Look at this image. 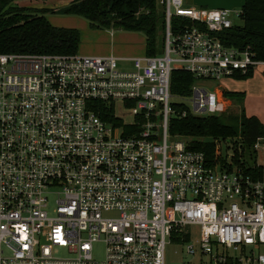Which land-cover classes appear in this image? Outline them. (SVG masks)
Returning a JSON list of instances; mask_svg holds the SVG:
<instances>
[{
  "label": "built area",
  "instance_id": "built-area-1",
  "mask_svg": "<svg viewBox=\"0 0 264 264\" xmlns=\"http://www.w3.org/2000/svg\"><path fill=\"white\" fill-rule=\"evenodd\" d=\"M160 3L161 54L125 68L111 55L0 52V264H167V241L187 242L191 225L210 264H264V169L209 165L168 130L172 116L226 111L202 82L264 61L217 37L240 10ZM174 69L193 76L189 93H171Z\"/></svg>",
  "mask_w": 264,
  "mask_h": 264
},
{
  "label": "trees",
  "instance_id": "trees-1",
  "mask_svg": "<svg viewBox=\"0 0 264 264\" xmlns=\"http://www.w3.org/2000/svg\"><path fill=\"white\" fill-rule=\"evenodd\" d=\"M15 0H0V52L65 53L77 52L80 32L76 28L51 25L45 13L53 9L20 7ZM62 12L84 17L91 28H113L138 31L145 36V54L161 52L164 38V9L158 0H72ZM241 24L232 23L217 37L226 45L248 50L257 60L264 61V0H243ZM180 18L173 19L175 29ZM253 69L237 73L235 79H247ZM193 76L183 70L171 72L170 90L173 94H187ZM233 104L241 106L239 115L172 116L169 132L189 138V148L205 153L209 165L228 166L224 154L216 153V140L230 141L231 163L245 175L257 177L264 169V124L256 116L244 112L243 91L223 90ZM262 144L263 161L256 163L255 144Z\"/></svg>",
  "mask_w": 264,
  "mask_h": 264
},
{
  "label": "rangeland",
  "instance_id": "rangeland-1",
  "mask_svg": "<svg viewBox=\"0 0 264 264\" xmlns=\"http://www.w3.org/2000/svg\"><path fill=\"white\" fill-rule=\"evenodd\" d=\"M24 0H15L14 3L17 6L20 7H31L32 0L27 2L26 4H23ZM35 2H40L41 4L46 5L49 7L48 9H54L55 12H47L45 13V17L48 20V22L56 27H67V28H76L80 32V45L77 49V53L79 55H85L82 52L83 48L88 47H95L97 50L103 51L106 50L107 45L110 42V36L109 31L106 28H91L88 21L80 16L75 14H68L65 12H62L63 7L65 5L63 4V0H33ZM159 1V0H158ZM195 2L192 3L191 0H188L187 4L186 2L183 4L184 7L186 6H193V7H205V8H212V6H209L206 4V1L210 4H215L216 0H193ZM222 2H230L233 4V6L229 7V10H240L241 4L243 3V0H217ZM45 8V7H43ZM225 8V7H224ZM233 23L234 24H241V19L238 17H233ZM114 31L118 32V29H113ZM118 32L116 35V43L117 44H123L124 48H128L132 53H126V57L132 56L133 53H140L142 54L145 51V36L143 33L138 31H128V30H122ZM138 53V54H139ZM161 54V52L159 53ZM134 55V54H133ZM119 65L123 68L126 66H129L128 64H125L124 62H120ZM264 66L258 65L254 68L253 71V78L252 79H245V80H233V79H222V80H207L205 82H202L201 85H203L207 90L209 91H216L220 87L225 88L227 90L228 88L235 87L236 85H244L247 86V89H251V96L253 98V102L256 101L257 93L256 88L258 86V83L260 82V79L264 77ZM262 76V77H261ZM250 95V93H249ZM241 111V106L238 104H230L225 113V116H234L239 115ZM119 132V128H116V133ZM184 138V137H183ZM186 140H189V138L185 137ZM218 143L220 155L224 154L227 164H230L231 168H235L237 165H235L234 161L231 163V155H232V143L230 141H222V140H216ZM259 147L257 149L256 154V163H261L263 161V152H262V144H258ZM237 168V167H236ZM50 204H52V199H50ZM189 235L187 242L179 243V242H168L165 247V259L167 264H210V258L207 255H203L200 251V229L197 225H191L188 228ZM192 245L194 248V253L187 252V248ZM54 253L59 256L66 255V251L63 249L56 248L54 250ZM93 257L96 259H102L104 254V245L101 242L96 243L93 246L92 251Z\"/></svg>",
  "mask_w": 264,
  "mask_h": 264
},
{
  "label": "crops",
  "instance_id": "crops-1",
  "mask_svg": "<svg viewBox=\"0 0 264 264\" xmlns=\"http://www.w3.org/2000/svg\"><path fill=\"white\" fill-rule=\"evenodd\" d=\"M30 0H24L23 4H26L27 2H29ZM72 0H63V4L65 5V7L71 2ZM184 3L188 2V0H183ZM192 3L195 2L193 0H191ZM160 2V0H159ZM216 2L215 4H210L206 1V4H208L209 6H212V8H218V7H225V8H229L231 6H233V4H231L230 2H220V1H214ZM242 5V4H241ZM33 8H49L44 4H41L40 2H35L32 0V4L30 5ZM64 8V7H63ZM55 10V8L53 9ZM55 12V11H54ZM109 31V36L110 38V42L106 47V50L100 51L97 50L95 47H88V48H83L81 53H84L85 55H111V56H115L119 59V63L120 62H124L125 64H128L129 62H127L125 59L129 58V57H135V56H141L143 54H145V51L140 54L138 53H133L132 56H128L126 57V53H132L130 50H128V48H124L123 44H117L116 43V35L118 34V32H120L121 30L118 29L116 31L113 30V28H109L107 29ZM126 31V30H125ZM80 45V43H79ZM79 48V46H78ZM254 71V69H253ZM263 72V71H262ZM264 73V72H263ZM262 77V76H261ZM253 78V73L252 76L247 78V79H252ZM227 79V78H225ZM229 79H233V80H245V79H235V78H229ZM219 90L223 91L225 90V88L221 87L219 88ZM227 90L230 91H243L244 92V101H243V107H244V112L247 116H256L263 124H264V77L260 79V82L258 83V86L256 88V93H257V98L256 101L253 102V98L251 96V89H247V86L244 85H236L235 87L232 88H228ZM250 93V95H249ZM227 101L230 104H233L231 99H227Z\"/></svg>",
  "mask_w": 264,
  "mask_h": 264
}]
</instances>
